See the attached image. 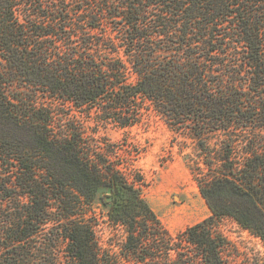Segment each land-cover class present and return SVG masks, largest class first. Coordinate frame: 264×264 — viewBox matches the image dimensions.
<instances>
[{
    "label": "trees",
    "instance_id": "obj_1",
    "mask_svg": "<svg viewBox=\"0 0 264 264\" xmlns=\"http://www.w3.org/2000/svg\"><path fill=\"white\" fill-rule=\"evenodd\" d=\"M153 116L212 212L176 233L99 135ZM224 217L264 241V0H0V264H231Z\"/></svg>",
    "mask_w": 264,
    "mask_h": 264
},
{
    "label": "rangeland",
    "instance_id": "obj_2",
    "mask_svg": "<svg viewBox=\"0 0 264 264\" xmlns=\"http://www.w3.org/2000/svg\"><path fill=\"white\" fill-rule=\"evenodd\" d=\"M78 15L74 14L76 22ZM106 26L107 22L101 21L100 27ZM86 124L95 127L92 119ZM99 135L114 162L131 180L140 179L143 195L171 232L182 231L212 213L190 168V156L197 158L192 139L174 131L157 116L149 123L126 128L109 124L100 128ZM92 209L101 220H108V206L101 200H96ZM220 230L231 242V264H264V241L259 236L230 217L221 220ZM115 231L118 237L125 238L124 227L116 226Z\"/></svg>",
    "mask_w": 264,
    "mask_h": 264
},
{
    "label": "water",
    "instance_id": "obj_3",
    "mask_svg": "<svg viewBox=\"0 0 264 264\" xmlns=\"http://www.w3.org/2000/svg\"><path fill=\"white\" fill-rule=\"evenodd\" d=\"M106 199L107 200H112V197L111 196H108Z\"/></svg>",
    "mask_w": 264,
    "mask_h": 264
}]
</instances>
